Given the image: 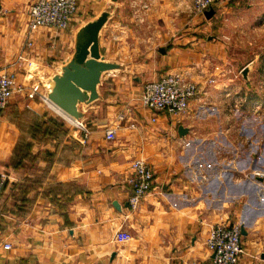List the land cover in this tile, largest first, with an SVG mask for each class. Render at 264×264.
<instances>
[{
	"label": "crops",
	"instance_id": "0c3cea01",
	"mask_svg": "<svg viewBox=\"0 0 264 264\" xmlns=\"http://www.w3.org/2000/svg\"><path fill=\"white\" fill-rule=\"evenodd\" d=\"M36 1L0 0V71L14 74L22 89L2 114L17 122L34 117L24 122V156L38 162L16 166L15 132L0 130V173L7 177L0 264H210V229L232 223L241 228L238 264H264V134L230 133L246 119L230 115L236 114L227 89L232 69L222 64L211 19L193 14L190 0H76L68 29L40 28L26 47V13ZM256 2L247 0V10L262 31ZM141 4L146 9L139 15ZM103 13L97 61L113 67L101 73L97 97L77 104V121L88 132L84 140L81 128L42 97L73 62L83 29ZM167 74L197 85L182 116L151 112L139 101L145 83ZM47 121L62 133L42 138ZM110 128L116 129L113 141L105 139ZM137 159L150 165L155 181L133 211L127 178ZM120 230L128 241L116 242Z\"/></svg>",
	"mask_w": 264,
	"mask_h": 264
},
{
	"label": "built area",
	"instance_id": "2783aa9c",
	"mask_svg": "<svg viewBox=\"0 0 264 264\" xmlns=\"http://www.w3.org/2000/svg\"><path fill=\"white\" fill-rule=\"evenodd\" d=\"M219 0H191L192 13L204 17L209 9ZM264 4V0H261ZM143 14L146 6L141 4ZM78 7L76 0H37L27 9V39L26 47L32 45L31 34L40 28H54L57 30L68 29L73 18L77 14ZM14 91H22L16 87L14 74L0 71V110L4 109L10 100ZM36 92L27 95L32 99ZM197 97V85L182 76L176 74H167L157 80L144 84L139 101L143 108L154 112L163 113L167 116H182L187 113L191 100ZM47 101V97H42ZM118 120H124L121 115ZM154 121V120H153ZM84 134V140L87 138V130L79 123L76 124ZM115 128L106 129L105 139L113 141L115 139ZM7 180L5 174L0 173V197ZM155 176L150 165L142 159L134 160L131 164V173L127 178V184L130 188L128 206L131 210H136L141 199L149 193L154 185ZM130 235L119 231L115 235L118 243L126 242ZM206 247L211 252L210 264H238L239 258L243 253L241 243V228L239 223L231 225L213 226L206 238ZM9 249L10 245H4Z\"/></svg>",
	"mask_w": 264,
	"mask_h": 264
},
{
	"label": "rangeland",
	"instance_id": "374dc122",
	"mask_svg": "<svg viewBox=\"0 0 264 264\" xmlns=\"http://www.w3.org/2000/svg\"><path fill=\"white\" fill-rule=\"evenodd\" d=\"M233 1L235 0H219L218 2L223 5V8H217L210 21L212 23L210 25L212 31L210 32H212L215 40L221 43L219 52L223 54L224 62L220 59L219 63L223 62V65L232 69V74L229 73L232 81L228 82L227 89H230L228 92L229 106L235 110L236 114L230 115L234 118L246 119L243 127L240 126L230 133L233 134L238 131L240 133L264 134V28L262 31H258V20L252 19L254 17L250 14L252 12H248L247 0H240L236 7L231 5ZM253 6L256 10L255 17H264L262 1L257 0ZM190 10L192 11L191 5ZM258 12H261L260 15H257ZM249 17H251V24H248L247 21ZM201 19L206 22V18L201 17ZM245 24L249 28L245 27ZM248 36H250V45L248 44ZM245 68L248 71L243 76ZM46 102L48 103V101ZM16 119L18 118L14 120L11 115L9 117L4 116L0 110V130L4 127V132H15L14 152L17 153L15 159L18 165L21 168L29 167V164L33 166L38 163L34 155L24 156L26 152L24 122L27 120L23 117L21 121L17 122ZM33 135L36 137L35 133ZM233 139L230 141L236 144L237 142ZM37 142L38 139H35V144ZM223 143L224 146L228 147L226 142ZM18 157L23 159L18 161ZM11 166L13 167L14 164ZM0 170L4 171L2 164H0Z\"/></svg>",
	"mask_w": 264,
	"mask_h": 264
},
{
	"label": "water",
	"instance_id": "95a60500",
	"mask_svg": "<svg viewBox=\"0 0 264 264\" xmlns=\"http://www.w3.org/2000/svg\"><path fill=\"white\" fill-rule=\"evenodd\" d=\"M113 1L116 3L118 0ZM214 13V9H209L205 12V18L211 19ZM107 16V13H103L96 21L87 24L83 29L84 36L78 43L79 49L73 62L64 68L62 75L53 78L51 90L47 95V100L75 120L81 116L77 104L89 103L97 97L96 84L99 82L101 73L113 67V65L97 61L99 59L98 33L106 22ZM88 55H90L89 59H87ZM247 71V68L243 70V76ZM87 92L90 93L89 96ZM178 133L183 135L186 129L180 126ZM261 259L264 260V253Z\"/></svg>",
	"mask_w": 264,
	"mask_h": 264
},
{
	"label": "trees",
	"instance_id": "16d2710c",
	"mask_svg": "<svg viewBox=\"0 0 264 264\" xmlns=\"http://www.w3.org/2000/svg\"><path fill=\"white\" fill-rule=\"evenodd\" d=\"M33 117V116H32ZM34 118V117H33ZM33 118H31V117H28V118H26V120H27V122L30 124H32L33 122H34V119ZM36 127V126H35ZM44 127V129L43 128H41L42 130H43V132H42V134L44 135L42 138H48V136H46V135H48V134H50V133H54V134H57V135H60L61 133H62V130H59V129H57V128H55L56 126H49V122L47 121V124L45 125V126H43ZM43 142H41L42 144L43 143H47V141L48 140H42ZM31 147H32V143H30L29 142V144H28V150L29 149H31ZM47 155H49V153H47ZM20 163V162H19ZM17 166H19L18 165V163H17ZM20 167V166H19ZM30 168H32L33 166L30 164V166H29Z\"/></svg>",
	"mask_w": 264,
	"mask_h": 264
},
{
	"label": "bare ground",
	"instance_id": "6f19581e",
	"mask_svg": "<svg viewBox=\"0 0 264 264\" xmlns=\"http://www.w3.org/2000/svg\"><path fill=\"white\" fill-rule=\"evenodd\" d=\"M48 103L51 105V107L56 110L57 112H59L60 114H62L63 116H65L66 118H68L70 121L74 122L75 124H79V122L77 120H75L74 118H71L69 116H67L63 111H61L58 107H56L51 101L47 100Z\"/></svg>",
	"mask_w": 264,
	"mask_h": 264
}]
</instances>
